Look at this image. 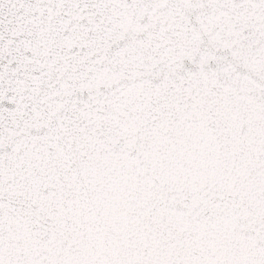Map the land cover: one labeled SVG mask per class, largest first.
<instances>
[{"label":"snow or ice","instance_id":"1","mask_svg":"<svg viewBox=\"0 0 264 264\" xmlns=\"http://www.w3.org/2000/svg\"><path fill=\"white\" fill-rule=\"evenodd\" d=\"M0 264H264V0H0Z\"/></svg>","mask_w":264,"mask_h":264}]
</instances>
